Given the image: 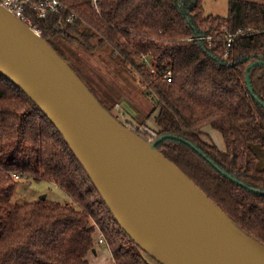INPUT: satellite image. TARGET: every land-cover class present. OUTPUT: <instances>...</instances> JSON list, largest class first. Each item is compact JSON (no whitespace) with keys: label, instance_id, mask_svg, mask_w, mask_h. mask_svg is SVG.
<instances>
[{"label":"trees","instance_id":"obj_1","mask_svg":"<svg viewBox=\"0 0 264 264\" xmlns=\"http://www.w3.org/2000/svg\"><path fill=\"white\" fill-rule=\"evenodd\" d=\"M61 1L66 9L60 14L36 19L42 37L115 117V92L81 72L73 47L91 55L106 51L131 72L153 101L147 113L154 115L153 140L174 134L199 151L176 138L157 148L264 244V106L257 100L264 102V64L250 70L254 95L246 82L247 67L264 60V0H229L227 15L206 14L204 0H97V7L93 0ZM228 33H236L231 41ZM207 126L221 132L225 149L206 135ZM131 128L150 140L148 132ZM15 172L54 182L72 202L14 200ZM99 229L113 264H152L58 128L0 73V264H90Z\"/></svg>","mask_w":264,"mask_h":264},{"label":"water","instance_id":"obj_2","mask_svg":"<svg viewBox=\"0 0 264 264\" xmlns=\"http://www.w3.org/2000/svg\"><path fill=\"white\" fill-rule=\"evenodd\" d=\"M262 64L264 60L254 61L246 70L253 95L250 70ZM0 73L58 128L121 228L151 258L160 264H264V244L241 229L157 148L167 138L199 151L197 146L174 134L156 140L140 136L103 106L42 35L2 5Z\"/></svg>","mask_w":264,"mask_h":264},{"label":"rangeland","instance_id":"obj_3","mask_svg":"<svg viewBox=\"0 0 264 264\" xmlns=\"http://www.w3.org/2000/svg\"><path fill=\"white\" fill-rule=\"evenodd\" d=\"M228 3L229 0H204L205 13L227 15ZM94 5L97 7V2L96 4L94 2ZM73 48L77 50V56H80V61L84 64L81 72L90 77L97 85L115 92L112 105L116 116L128 127L146 131L151 135L149 130L153 129L154 131V115L147 117V113L150 111L153 101L151 97L143 94L141 86L137 79L133 78L131 72L120 69L116 61L106 51L91 55L81 51L79 47ZM134 118L138 120V123L132 124ZM146 127L150 129L147 130ZM206 133L221 149H225V142L219 130L207 126ZM150 139L155 138L151 135ZM43 195H46L50 201L72 202V197L54 182L46 179L35 180L31 177L28 178V175L19 178L14 200L20 202L35 200ZM99 231L101 230L96 232V251H91L88 254L89 262L90 264H113L114 259L108 243H100L98 240ZM148 258L152 264H160L154 259Z\"/></svg>","mask_w":264,"mask_h":264},{"label":"built area","instance_id":"obj_4","mask_svg":"<svg viewBox=\"0 0 264 264\" xmlns=\"http://www.w3.org/2000/svg\"><path fill=\"white\" fill-rule=\"evenodd\" d=\"M96 4L97 0H93ZM0 5L6 8L9 12H11L15 17L22 20L25 24H27L34 32L38 35H42V30L39 24L37 23V18H46L50 14H60L63 10L66 9V6L61 0H0ZM77 17L76 13H72L68 17V21L74 22ZM239 32H242L240 29ZM236 33H228V38L231 41ZM211 37V36H208ZM228 42V45H231V42ZM144 60H147L145 56H143ZM168 81L171 80V72H167L166 74ZM149 130L150 128H147ZM153 138L157 137V133L153 130H149ZM152 140V139H150ZM13 175L19 179L22 177L20 173H13ZM30 178V177H28ZM98 240L100 243H107L104 234L99 231Z\"/></svg>","mask_w":264,"mask_h":264},{"label":"bare ground","instance_id":"obj_5","mask_svg":"<svg viewBox=\"0 0 264 264\" xmlns=\"http://www.w3.org/2000/svg\"><path fill=\"white\" fill-rule=\"evenodd\" d=\"M8 79V78H7Z\"/></svg>","mask_w":264,"mask_h":264},{"label":"crops","instance_id":"obj_6","mask_svg":"<svg viewBox=\"0 0 264 264\" xmlns=\"http://www.w3.org/2000/svg\"><path fill=\"white\" fill-rule=\"evenodd\" d=\"M114 263V262H113Z\"/></svg>","mask_w":264,"mask_h":264}]
</instances>
